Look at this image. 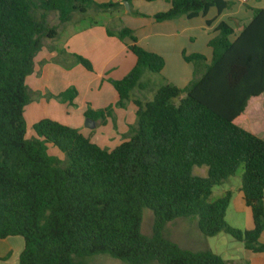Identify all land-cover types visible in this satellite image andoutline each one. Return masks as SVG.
<instances>
[{"label":"trees","instance_id":"trees-1","mask_svg":"<svg viewBox=\"0 0 264 264\" xmlns=\"http://www.w3.org/2000/svg\"><path fill=\"white\" fill-rule=\"evenodd\" d=\"M134 1L156 0H0V239H24L19 264H85L95 255L128 264H239L168 239L165 227L177 219H195L203 236L224 233L246 251L264 255V140L235 123L248 101L264 93V8L252 9L239 33L222 22L208 44L210 61L203 54H183L194 66L193 80L185 88L164 82L150 100L137 98L135 91L145 89V73H162L164 58L141 47L134 30L107 29L120 41L131 39L128 48L137 62L122 80H111L118 102L96 110L88 104L85 118L97 127L115 124L116 109L134 103L136 121L124 141L113 150L102 148L78 129L47 118L34 124L36 137L26 138L25 108L31 102L26 80L44 41L55 40L59 27L76 16L96 25L101 14L123 11L124 2ZM168 2V11L154 15L157 22L233 6L227 0ZM53 13L58 25L50 24ZM130 14L143 16L132 8ZM56 51L54 63L94 72L89 59ZM77 95L70 88L46 97L75 106ZM49 145L65 158L49 154ZM195 167H207V176H194ZM241 168L251 230L226 221L232 191L212 200L213 189ZM146 208L155 216L151 236L142 232Z\"/></svg>","mask_w":264,"mask_h":264},{"label":"crops","instance_id":"crops-1","mask_svg":"<svg viewBox=\"0 0 264 264\" xmlns=\"http://www.w3.org/2000/svg\"><path fill=\"white\" fill-rule=\"evenodd\" d=\"M93 1L98 4L123 3V0ZM227 1L232 2L233 6L221 13L216 8H211L207 14H199L195 18L182 16L164 22H157L154 15L170 9L168 0L150 3L134 1L130 9L146 14L147 17H135L130 14V9L125 8L123 11L101 14L103 21H97L96 25L91 26L81 16H76L72 22L59 27V35L55 40L44 41V46L35 58L34 72L26 80L31 97V102L25 108L27 124L32 125L49 118L78 129L84 136L91 137L92 142L100 147L113 150L124 141V135L129 127L135 124L137 107L130 102L126 108L116 109L115 124L109 120L107 125L94 131L85 127V112L88 104L96 110L118 102L119 96L111 80L118 81L126 77L136 65L137 57L128 48L132 44L131 39L120 41L109 36L107 29L116 32L122 27H128L134 30L141 47L164 58L165 67L162 73L157 76L145 73L142 78L145 89L135 91V96L144 100L145 92L149 90L154 95L164 82L185 88L194 78V66L185 61L183 54H203L210 61L212 49L208 44L218 35L217 28L222 22L239 33L242 27L251 21L252 9L264 8V0ZM232 40H235V37H232ZM58 48L89 59L94 72H88L82 65L66 68L54 63ZM70 88H75L78 92L74 101L75 106L46 98L47 93L58 95ZM34 115H37V119L30 121ZM235 123L264 140V93L248 101L244 113L235 120ZM48 147L53 148L51 155L64 159L57 148L52 145ZM240 188L236 194L233 192L227 215L230 210L234 216L244 214L245 227L242 229L251 230L253 228L251 210L246 206ZM184 225L193 230L198 229L196 220L187 219ZM194 237L191 241L200 239L198 234ZM170 240L184 249L194 251L192 243L183 245L175 239ZM260 241L264 244V232ZM23 250L24 239L20 236L0 239V264H19ZM227 261L239 264H264V255L246 251L241 257Z\"/></svg>","mask_w":264,"mask_h":264},{"label":"rangeland","instance_id":"rangeland-1","mask_svg":"<svg viewBox=\"0 0 264 264\" xmlns=\"http://www.w3.org/2000/svg\"><path fill=\"white\" fill-rule=\"evenodd\" d=\"M141 14H143V13H141ZM135 17H147V15L143 14V16H135ZM49 19H50L51 25H58V18H57V15L55 13L51 14ZM90 19H92V18L87 19V21H86L87 24H89ZM96 20L97 21H103L101 16H99ZM147 74L157 76V75L152 74L150 72H147ZM144 95H145L144 100H150L153 97V92L148 90L147 92L144 93ZM36 119H37V115H34L29 120L35 121ZM47 119H49V118H47ZM37 122H35V123H37ZM85 122H86V120H85ZM34 124H32V125L30 123L27 124V135H26L27 139H31L32 137H36V134L33 130ZM96 129H94V130H96ZM94 130H91V131H94ZM52 150H53V148L49 147V154H53ZM62 158H65L64 155L62 156ZM207 172H208L207 167H195L193 169V175L196 177H206ZM242 173H243V168H241L235 176L228 179L223 185L215 187L213 189L212 200H216V199L222 197L227 191H232V192H234V194H236L237 189L240 188L241 184H242L241 183ZM186 220L187 219H178L177 221L168 223L165 227L164 235L168 239H175L176 241H178L179 243H182L183 245H188L189 243H192L194 246L193 247L190 246V247H192L194 249V251H201V250L210 249L214 253L220 255L226 261L230 260V259L239 258L243 254H245L246 251L243 247V244L236 241L231 236L222 233L216 237H205L203 235H200L202 233H200V231H198V229L194 228V230H193L192 228H188L186 225H184V222H186ZM190 220H195V219H190ZM154 221H155V216H154L153 211L148 209V208L144 209L143 223H142L143 234H145L147 236L153 235ZM226 221L229 225L230 224L234 225V226H232L234 228L241 227L239 229H242V227H245L244 226V224H245L244 214H239L237 216H234L232 210L229 211V213L226 217ZM195 234H198V236H200L199 237L200 239L198 241H191L195 238L194 237ZM85 264H128V263L123 262V261L118 260V259H115L109 255H95V256L86 258Z\"/></svg>","mask_w":264,"mask_h":264},{"label":"water","instance_id":"water-1","mask_svg":"<svg viewBox=\"0 0 264 264\" xmlns=\"http://www.w3.org/2000/svg\"><path fill=\"white\" fill-rule=\"evenodd\" d=\"M124 6L127 10L130 9V4L129 2H124ZM85 127L89 130H94L97 128V123L91 119H86V122H85Z\"/></svg>","mask_w":264,"mask_h":264}]
</instances>
